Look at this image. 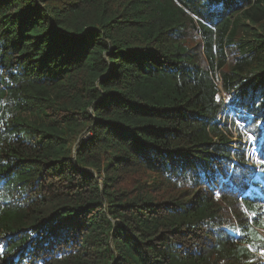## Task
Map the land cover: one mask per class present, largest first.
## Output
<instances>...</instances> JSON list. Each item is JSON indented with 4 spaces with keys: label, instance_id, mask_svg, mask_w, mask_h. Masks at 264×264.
<instances>
[{
    "label": "trees",
    "instance_id": "trees-1",
    "mask_svg": "<svg viewBox=\"0 0 264 264\" xmlns=\"http://www.w3.org/2000/svg\"><path fill=\"white\" fill-rule=\"evenodd\" d=\"M260 139L264 0H0V264H264Z\"/></svg>",
    "mask_w": 264,
    "mask_h": 264
},
{
    "label": "rangeland",
    "instance_id": "rangeland-1",
    "mask_svg": "<svg viewBox=\"0 0 264 264\" xmlns=\"http://www.w3.org/2000/svg\"><path fill=\"white\" fill-rule=\"evenodd\" d=\"M225 97V96H224ZM228 113V109H225V107H223V109H221V112L218 114V118L217 120L219 121H224L225 120V115ZM231 120H229L228 124L230 125ZM89 126L82 132L81 135H79L77 137V139L74 142V146H73V156L75 153V149H77L80 141L82 138H87L89 136H92V132L89 130ZM235 133V132H234ZM240 137H242V139H240ZM264 142V139H260L259 143L260 145H262V143ZM241 143V145L243 146L242 149H245V153L247 155V158L250 159V161H255L257 162V158L259 156H257V150L256 147L254 145L255 144V138L254 136L247 135L245 129L243 128V126L239 129V131L234 134L233 139H232V145L231 147H233L234 150L238 149L237 145ZM97 172H95L96 174ZM155 177L154 176H149V181H154ZM100 183L102 184L103 178H99ZM227 205V204H226ZM230 205V204H229Z\"/></svg>",
    "mask_w": 264,
    "mask_h": 264
}]
</instances>
